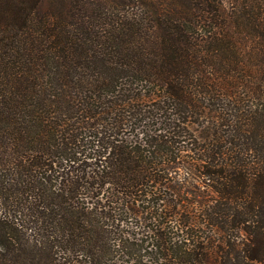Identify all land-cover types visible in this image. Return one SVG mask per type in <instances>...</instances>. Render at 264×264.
Returning a JSON list of instances; mask_svg holds the SVG:
<instances>
[{"label": "trees", "instance_id": "trees-1", "mask_svg": "<svg viewBox=\"0 0 264 264\" xmlns=\"http://www.w3.org/2000/svg\"><path fill=\"white\" fill-rule=\"evenodd\" d=\"M79 257L264 264V0H0V264Z\"/></svg>", "mask_w": 264, "mask_h": 264}, {"label": "rangeland", "instance_id": "rangeland-1", "mask_svg": "<svg viewBox=\"0 0 264 264\" xmlns=\"http://www.w3.org/2000/svg\"><path fill=\"white\" fill-rule=\"evenodd\" d=\"M174 176H176V175H174ZM129 222H130L132 225H135V224H136V220H135V219H131V220H129ZM121 230H123V232H130V233L135 232V233H137V230L133 229V227L130 228V224L126 225V227H124V228L119 229V230L117 231V233H115V234H116L117 236H122V233L120 232ZM123 234H124V233H123ZM116 235L113 236V234H111L109 237H110V239H114V237H115ZM79 260H81V261H80V264H85V263L88 264V262H89V259H87V257H82V258L79 257ZM70 264H71V263H70ZM75 264H78V263H75ZM118 264H119V262H118ZM121 264H125V263H122V262H121Z\"/></svg>", "mask_w": 264, "mask_h": 264}]
</instances>
